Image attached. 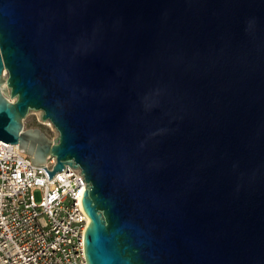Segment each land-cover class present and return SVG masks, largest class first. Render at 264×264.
Masks as SVG:
<instances>
[{"label":"water","instance_id":"1","mask_svg":"<svg viewBox=\"0 0 264 264\" xmlns=\"http://www.w3.org/2000/svg\"><path fill=\"white\" fill-rule=\"evenodd\" d=\"M0 141L81 167L88 264H264V0H0Z\"/></svg>","mask_w":264,"mask_h":264},{"label":"built area","instance_id":"2","mask_svg":"<svg viewBox=\"0 0 264 264\" xmlns=\"http://www.w3.org/2000/svg\"><path fill=\"white\" fill-rule=\"evenodd\" d=\"M56 160L36 165L18 143L0 141V264H88L83 232L87 181L79 166L52 178ZM36 189L42 190L37 201Z\"/></svg>","mask_w":264,"mask_h":264},{"label":"rangeland","instance_id":"3","mask_svg":"<svg viewBox=\"0 0 264 264\" xmlns=\"http://www.w3.org/2000/svg\"><path fill=\"white\" fill-rule=\"evenodd\" d=\"M26 127H39L41 128L50 138H54L57 136L58 132L53 126L52 122L47 123V121H43L41 119L40 111H32L30 112L24 120ZM35 198L37 201H41L42 199V190L36 189L34 192Z\"/></svg>","mask_w":264,"mask_h":264},{"label":"bare ground","instance_id":"4","mask_svg":"<svg viewBox=\"0 0 264 264\" xmlns=\"http://www.w3.org/2000/svg\"><path fill=\"white\" fill-rule=\"evenodd\" d=\"M41 112V111H40ZM47 121V123H50L51 121L50 120H46ZM54 126V125H53ZM89 220H90V218H89Z\"/></svg>","mask_w":264,"mask_h":264}]
</instances>
